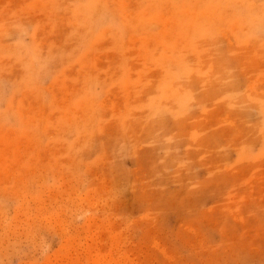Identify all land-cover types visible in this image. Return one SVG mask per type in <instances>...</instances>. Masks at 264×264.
Returning <instances> with one entry per match:
<instances>
[{
	"label": "rangeland",
	"instance_id": "374dc122",
	"mask_svg": "<svg viewBox=\"0 0 264 264\" xmlns=\"http://www.w3.org/2000/svg\"><path fill=\"white\" fill-rule=\"evenodd\" d=\"M0 264H264V0H0Z\"/></svg>",
	"mask_w": 264,
	"mask_h": 264
},
{
	"label": "bare ground",
	"instance_id": "6f19581e",
	"mask_svg": "<svg viewBox=\"0 0 264 264\" xmlns=\"http://www.w3.org/2000/svg\"><path fill=\"white\" fill-rule=\"evenodd\" d=\"M91 3V2H90ZM90 18V17H89ZM93 22V21H92ZM260 25H262V24H260ZM213 38H214V36H213ZM15 177V176H14Z\"/></svg>",
	"mask_w": 264,
	"mask_h": 264
}]
</instances>
